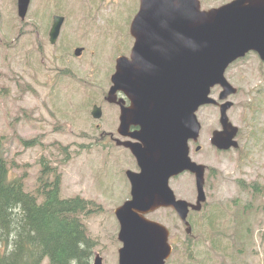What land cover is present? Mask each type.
<instances>
[{
    "label": "rangeland",
    "instance_id": "obj_1",
    "mask_svg": "<svg viewBox=\"0 0 264 264\" xmlns=\"http://www.w3.org/2000/svg\"><path fill=\"white\" fill-rule=\"evenodd\" d=\"M136 1L31 0L28 15L21 21L17 0H0V150L8 161L9 176H24L25 189L33 191L40 187L42 176L53 181L59 175L62 197L91 201L84 221L104 264H118L122 244L115 209L129 198L124 172L135 167L124 150L105 147L107 139L102 141L99 134L116 128L119 109L104 98L116 59L128 57L133 46L128 31L138 9ZM229 1L201 3L208 9ZM55 15L65 17V22L57 43L52 45L49 31ZM80 47L84 51L77 58L74 50ZM227 73L228 78L243 85L245 94L264 88V64L256 55L238 61ZM243 101L241 98L230 112L235 120L243 110ZM95 104L103 108L101 120L92 118ZM244 109L249 113L246 118L258 126L254 139H239V143L244 149L253 146L260 161L253 169L245 168L249 171L247 186L250 189L258 183L261 192L248 191L234 201L239 194L236 178L232 173H222L209 194L210 202L222 204L213 224L220 231L216 237L200 229L187 235L170 209L150 214L149 219L171 231V264H264V104L257 113ZM213 114L210 110L199 116L205 139L216 129L210 119ZM238 154L231 153L230 157L235 159ZM224 157L209 144L199 155H193L196 161L214 167H220ZM228 161L229 155L224 163ZM43 164L51 168L50 173H43ZM173 186L181 199L190 200L188 196L194 194V183L188 176ZM204 213L195 219L200 222ZM229 213L241 217L240 221L224 220ZM211 242L224 254L212 253L207 258L205 252ZM43 264H49L48 259Z\"/></svg>",
    "mask_w": 264,
    "mask_h": 264
},
{
    "label": "water",
    "instance_id": "obj_2",
    "mask_svg": "<svg viewBox=\"0 0 264 264\" xmlns=\"http://www.w3.org/2000/svg\"><path fill=\"white\" fill-rule=\"evenodd\" d=\"M31 0H18L24 20ZM64 17L55 16L50 42L59 38ZM130 32L135 38L131 57L117 59L106 101L120 106L119 134L127 136L131 125L141 127L132 136L142 145L121 142L135 156L141 172L128 170L131 199L115 211L120 223V264H165L172 253L170 231L146 216L160 208H172L186 224L192 207L199 211L204 199L203 180L198 177L199 201L192 205L178 200L170 178L204 167L192 162L187 140L197 137L196 116L206 103L209 88L222 81L228 65L250 50L264 60V0H234L219 8L202 11L198 0H141ZM82 48L75 50L80 56ZM122 91L130 100L118 99ZM155 107V108H154ZM92 116L102 117L94 106ZM223 130L215 131L212 143L220 149L238 147V128L223 114ZM174 148L172 149V146ZM93 264H103L97 254Z\"/></svg>",
    "mask_w": 264,
    "mask_h": 264
},
{
    "label": "trees",
    "instance_id": "obj_3",
    "mask_svg": "<svg viewBox=\"0 0 264 264\" xmlns=\"http://www.w3.org/2000/svg\"><path fill=\"white\" fill-rule=\"evenodd\" d=\"M9 174L0 150V264H90L95 241L84 218L93 203L62 198L59 175L53 181L42 176L36 195L25 189L24 176Z\"/></svg>",
    "mask_w": 264,
    "mask_h": 264
},
{
    "label": "flooded vegetation",
    "instance_id": "obj_4",
    "mask_svg": "<svg viewBox=\"0 0 264 264\" xmlns=\"http://www.w3.org/2000/svg\"><path fill=\"white\" fill-rule=\"evenodd\" d=\"M136 2L138 3V8H139L140 0H137ZM129 39H131L132 43H134L135 40L133 39L132 35L129 36ZM228 81L230 82L231 85H229L228 87V92L225 95V99L223 98L222 95V97H220L219 100H215L213 104H205L200 107L201 114L203 112L207 113L210 110L213 111L214 114L210 119L214 120V123L216 124L215 125L216 129L211 132V135L209 136L208 139H205L202 136V132H201L197 137H190L187 140V144L189 147L192 160L198 165H204V167L197 168V173L186 170L181 174L172 176L169 181L170 186L176 195V198L181 200V198L178 197L175 191L177 187L174 188L173 185L176 184L178 186V183L180 181L185 180V176L190 177L194 183V190H193L194 194L193 196L192 195L188 196V198H191L190 200H186V199L183 200H186L192 205H198L199 188H198L197 174L201 175L202 177L203 180L202 190L204 193L205 200L201 202L202 208L199 211L191 208L189 212V223L191 225L190 235H193V233L196 232L197 229H200L202 232H205L208 235H214V237L219 235L220 231L215 230L213 228V224L215 223V217L222 212V204H216L214 202H210L209 200V194L211 193L210 189L214 190L217 187V184L222 176V173H227V174L232 173V178L234 177L236 178L234 184L235 183L240 184V185H235L237 189H240L242 187H248L247 179L249 177V171L246 172L245 168L249 167V169H253L256 167V164L260 162L258 156L255 155V149L253 146L244 149L245 145H240L239 143L238 149L230 148L224 150L218 148V146L212 143V137L214 131L216 130L222 131L224 128L222 123L223 119H221V117H222V110L224 107L227 106V104L232 103V106H228V108H226L227 116L229 122H232L234 125L238 127V136H237L238 142L239 139L242 140L243 138L254 139V134H255L254 130H256L258 126V125H252L253 124L252 121L246 118L249 116V113L246 112L244 108H247L249 112L257 113L260 109V106L264 104V94L262 92V88H258L257 90L252 91L251 93L245 94L244 90L242 89L243 85L237 84L235 80H232L230 78H228ZM241 98H243L244 100L241 104V108L243 110L240 116L238 117V119L235 120L233 116L230 115V112L237 106ZM126 106L131 107V102L129 99H126ZM115 119H116V123H115L116 128L109 133L102 132L101 134H99V137L101 138L102 141H105V139H107L108 143L104 144L105 147L108 146L109 148H112L116 146L118 149L124 150L128 158L132 161L133 167H135L134 171L140 172V169L137 165V161L132 155L130 149L122 146H118L119 144L117 139H121L122 141H130L133 143L135 142L142 145L141 141H139L138 139L132 136L134 133L141 132V127L138 125H131V127L127 130L128 131L127 136L123 138L118 134L119 117ZM235 122H238L239 126ZM208 144L210 148L215 151V153L225 155V157L223 158L222 165L220 167L210 166L205 164V162L204 163L198 162L193 158V155L195 156L199 155L203 151L204 146ZM173 148L174 145L172 146V149ZM235 152H238L240 154H238L235 159H232L230 157V154ZM227 155H229V161L227 163H224V159L226 158ZM218 169H220V174ZM124 180L126 185H128V189H129V198H127L124 201L125 203L128 199H130V192H131V184L127 178L126 173L124 176ZM251 187L255 188L256 192L258 191L261 192V187L258 185V183H254ZM224 206L226 207V205ZM227 206L228 208H232V204H228ZM202 211H204L205 213L203 214L200 222H198L195 219V217L199 216V213ZM235 217L236 215L234 216L232 213H229L227 216H225L224 220L229 218L232 221L235 219ZM205 253L208 258L209 255H211L212 253H219L220 255H222L224 254V251L220 247L216 246L214 242H211V246L208 247V251H206Z\"/></svg>",
    "mask_w": 264,
    "mask_h": 264
}]
</instances>
